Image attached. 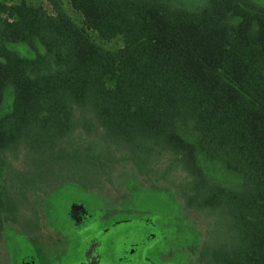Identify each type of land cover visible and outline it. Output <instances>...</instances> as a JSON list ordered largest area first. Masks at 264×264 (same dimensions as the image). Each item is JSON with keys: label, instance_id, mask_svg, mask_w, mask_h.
Listing matches in <instances>:
<instances>
[{"label": "trees", "instance_id": "obj_1", "mask_svg": "<svg viewBox=\"0 0 264 264\" xmlns=\"http://www.w3.org/2000/svg\"><path fill=\"white\" fill-rule=\"evenodd\" d=\"M46 1H0V244L9 222L33 243L46 199L129 163L181 193L205 229L189 246L201 264H264V4L67 0L79 24Z\"/></svg>", "mask_w": 264, "mask_h": 264}, {"label": "rangeland", "instance_id": "obj_2", "mask_svg": "<svg viewBox=\"0 0 264 264\" xmlns=\"http://www.w3.org/2000/svg\"><path fill=\"white\" fill-rule=\"evenodd\" d=\"M0 1L15 3L20 0ZM26 1L48 7L46 0ZM63 1L69 15L80 24L81 16L73 11L67 0ZM174 1L190 9H196L206 2V0ZM257 1L264 4V0ZM103 45L107 48H118L122 46V42L117 39L103 43ZM15 48L22 55H34L25 46L20 45ZM38 49L42 50L40 47ZM10 104L11 95L8 94L0 114L6 112L10 108ZM203 167L209 178L220 184L237 186L241 182L236 175L228 172L218 162H205ZM87 210L99 212L100 220L97 225L100 229L113 230L114 228L115 230L116 228L117 231H122L127 235V238L132 240L125 246L126 250L135 247L136 242L134 241L137 240L140 233H151L155 237L163 238V243H169L168 255L166 258L163 256L169 264H201L197 258V251L195 254L191 253L189 246L203 241L204 226L193 212L184 209L182 195L176 188L164 181L145 185L132 164L122 163L112 184H104L98 189L91 190L76 184H69L45 200V204L40 210L41 229L35 237L46 254L52 255L65 247L63 232L67 235L80 237L89 230L79 228L89 221L86 220ZM82 212L86 218L80 214ZM104 215H107L111 220H105L102 217ZM125 218H129V220H125ZM144 220L146 223L142 222ZM93 249L96 251L97 248ZM161 256L159 250L158 259ZM34 260L35 254L28 233L12 222L7 223L4 240L0 244V264H36ZM127 263L129 262L127 261Z\"/></svg>", "mask_w": 264, "mask_h": 264}, {"label": "flooded vegetation", "instance_id": "obj_3", "mask_svg": "<svg viewBox=\"0 0 264 264\" xmlns=\"http://www.w3.org/2000/svg\"><path fill=\"white\" fill-rule=\"evenodd\" d=\"M86 212L87 218L84 212L80 214L89 221L79 228L89 230L80 237L67 235L63 232L65 247L59 252H54L52 255L46 254L45 250L37 243V233L34 235L31 247L34 250L36 264H169L168 260L164 259L168 255L169 243H163V238L140 233L137 240H133L136 242L135 247L126 250L125 246L132 241L127 238V235L122 231H117L116 228L115 230L114 228L113 230L100 229L97 225L100 220L99 212L97 210H87ZM102 217L105 220H111L107 215ZM68 220L70 219L68 218ZM125 220H129V218H125ZM142 222L146 223L145 220ZM30 242H32L31 239ZM64 242L62 243L64 244ZM93 248H97L96 251ZM159 250L162 256L158 259Z\"/></svg>", "mask_w": 264, "mask_h": 264}]
</instances>
